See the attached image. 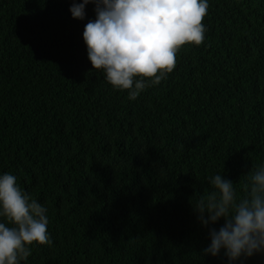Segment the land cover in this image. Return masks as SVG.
<instances>
[{
    "label": "trees",
    "instance_id": "1",
    "mask_svg": "<svg viewBox=\"0 0 264 264\" xmlns=\"http://www.w3.org/2000/svg\"><path fill=\"white\" fill-rule=\"evenodd\" d=\"M200 46L136 100L94 70L83 0H0V175L48 209L27 264H229L194 211L264 164V0H207ZM196 197V198H195ZM3 219V218H0ZM233 264H264V254Z\"/></svg>",
    "mask_w": 264,
    "mask_h": 264
},
{
    "label": "clouds",
    "instance_id": "2",
    "mask_svg": "<svg viewBox=\"0 0 264 264\" xmlns=\"http://www.w3.org/2000/svg\"><path fill=\"white\" fill-rule=\"evenodd\" d=\"M90 3L96 19L83 33L88 58L129 100L166 80L181 48L205 41L207 0H83L73 3L72 17L84 20ZM242 179L240 195L223 175L209 176V187L191 201L204 227L223 221L209 229L211 243L204 252L214 257L223 252L229 264L264 254V164L253 165ZM47 212L14 174L0 175V264H27L34 247L52 246Z\"/></svg>",
    "mask_w": 264,
    "mask_h": 264
}]
</instances>
